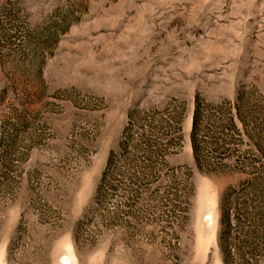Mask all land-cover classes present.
<instances>
[{
  "label": "rangeland",
  "instance_id": "1",
  "mask_svg": "<svg viewBox=\"0 0 264 264\" xmlns=\"http://www.w3.org/2000/svg\"><path fill=\"white\" fill-rule=\"evenodd\" d=\"M0 164V264H264V0H0Z\"/></svg>",
  "mask_w": 264,
  "mask_h": 264
},
{
  "label": "trees",
  "instance_id": "2",
  "mask_svg": "<svg viewBox=\"0 0 264 264\" xmlns=\"http://www.w3.org/2000/svg\"><path fill=\"white\" fill-rule=\"evenodd\" d=\"M197 103H199V99L197 100ZM196 108H198V110H199V105L196 106ZM196 116H197V114H196ZM195 125H196V122H194V129H195ZM121 148H122L124 151H126L124 145H122ZM194 149H195V146H194ZM194 152H195V154H196V152H197V148L195 149ZM112 158H113V154H112V156H111V158H110V163H111ZM0 165H3V164H0ZM3 166H4V165H3ZM1 178H2V177H1Z\"/></svg>",
  "mask_w": 264,
  "mask_h": 264
}]
</instances>
